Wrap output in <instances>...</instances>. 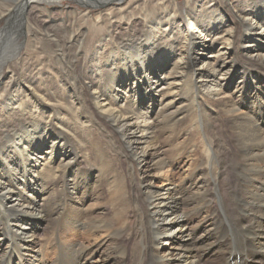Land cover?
Here are the masks:
<instances>
[{
  "label": "bare ground",
  "instance_id": "obj_1",
  "mask_svg": "<svg viewBox=\"0 0 264 264\" xmlns=\"http://www.w3.org/2000/svg\"><path fill=\"white\" fill-rule=\"evenodd\" d=\"M126 1L43 35L26 11L58 0H0V264H264V0Z\"/></svg>",
  "mask_w": 264,
  "mask_h": 264
},
{
  "label": "rangeland",
  "instance_id": "obj_2",
  "mask_svg": "<svg viewBox=\"0 0 264 264\" xmlns=\"http://www.w3.org/2000/svg\"><path fill=\"white\" fill-rule=\"evenodd\" d=\"M129 1V0H127ZM126 1V2H127ZM185 1L186 0H179V4L180 7L183 9L185 7ZM37 3H33L31 5V7H29L27 9V16L30 19V22L34 25L37 33L36 34H43L45 35L46 29L48 28L50 31H55L57 29L61 30L60 28H62V24L59 22L63 17H65V19H70L68 16L69 15H77L80 12H85L88 10L87 7H84L83 5L80 4V2H78V0H58V3H52V4H44L46 9H48L49 13H51L53 21H45V17L48 14L46 11L44 12L42 10V14L39 12V8H37ZM89 10L91 11V27H93L94 25H96L97 23V17H98V13L100 10H97V8H89ZM3 13L2 8H0V14ZM29 13V14H28ZM7 14H5L4 17H6ZM8 17V16H7ZM14 16L10 17L13 19ZM7 19V18H0V33H2V35L0 36V59L5 56V54L7 53V51L9 50V48L14 46L13 42V36H9V35H3V31L6 29V27L8 26V24L11 22V19ZM7 19V20H6ZM6 20V21H5ZM71 20V19H70ZM47 22V23H46ZM24 24V23H23ZM61 24V25H60ZM26 25V23L24 24ZM12 26V31L13 30H19L17 22L15 21ZM43 30V31H42ZM63 30V28H62ZM7 30H5L6 33ZM5 37V38H3ZM4 39V40H3ZM33 41V40H32ZM21 42V43H20ZM39 43L41 42V40L38 41ZM24 43V40H19V44ZM34 43V42H33ZM37 43V41H36ZM40 44H43L42 42ZM24 49V50H23ZM21 56L25 59H28L27 61H30L32 58L30 57V54L28 53V51H25V48L22 47L21 49ZM29 56V57H28ZM12 63V62H10ZM9 63V64H10ZM10 70L6 69L4 70L3 74H8ZM188 125L184 124V123H180L179 125H176L172 128V126H169V130H171L172 132L177 133V135H186V130H187ZM221 131L224 132V129L221 128ZM97 134H95L96 137ZM170 138V139H169ZM172 136H170L168 133H166L161 139V149L162 152L164 153V155L166 157H172V151H173V143L171 141ZM169 139V140H168ZM194 143H198V139L195 137ZM102 144L103 145H110L106 140H102ZM107 151L108 154L111 156V159L115 161V156H117L116 152H112L111 148L109 146V148L107 147ZM175 160L177 161V167H176V173L179 174L180 172V168L183 166L184 162L181 160V162H179L177 160V158H175ZM117 174V173H116ZM117 187L114 184H109V183H103L102 185H99L96 190L93 191V203L95 205H99V210H103L105 211V214L107 215L106 218L110 219V220H115L118 218L117 214H121L124 213L123 211L126 210L127 208L124 207L125 202L123 200H117V198L115 197V194H117ZM127 215V214H125ZM197 218H193V222L191 223V225H196L200 220H201V216L197 215ZM49 231H46L45 229H42L39 232V238L41 241V246H46L47 244V237H49ZM48 235V236H47ZM124 242L126 244H128L127 242V237L124 238ZM113 246V243L108 244L107 246H105L102 250V253H100L98 256H96L93 260H92V264H98L100 263L101 259L100 258H104L106 255H109L112 251L111 248ZM110 251V252H109ZM104 252V253H103ZM108 252V254H107ZM214 252V254H213ZM211 253H208L206 255V257H204L202 259L201 264H222L221 259L219 258V250L216 249V251H213ZM102 254V256H101Z\"/></svg>",
  "mask_w": 264,
  "mask_h": 264
}]
</instances>
